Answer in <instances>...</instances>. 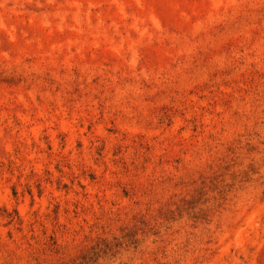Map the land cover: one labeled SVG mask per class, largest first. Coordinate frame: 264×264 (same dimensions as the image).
<instances>
[{
    "label": "rangeland",
    "instance_id": "374dc122",
    "mask_svg": "<svg viewBox=\"0 0 264 264\" xmlns=\"http://www.w3.org/2000/svg\"><path fill=\"white\" fill-rule=\"evenodd\" d=\"M0 264H264V0H0Z\"/></svg>",
    "mask_w": 264,
    "mask_h": 264
},
{
    "label": "clouds",
    "instance_id": "9594fccd",
    "mask_svg": "<svg viewBox=\"0 0 264 264\" xmlns=\"http://www.w3.org/2000/svg\"><path fill=\"white\" fill-rule=\"evenodd\" d=\"M58 227H60V224H58Z\"/></svg>",
    "mask_w": 264,
    "mask_h": 264
}]
</instances>
